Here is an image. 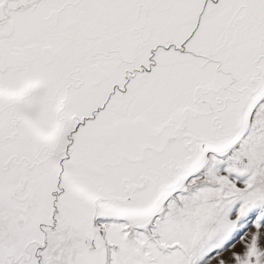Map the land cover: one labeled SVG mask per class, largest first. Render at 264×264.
<instances>
[{
    "label": "snow or ice",
    "instance_id": "1",
    "mask_svg": "<svg viewBox=\"0 0 264 264\" xmlns=\"http://www.w3.org/2000/svg\"><path fill=\"white\" fill-rule=\"evenodd\" d=\"M0 264H264V0H0Z\"/></svg>",
    "mask_w": 264,
    "mask_h": 264
}]
</instances>
